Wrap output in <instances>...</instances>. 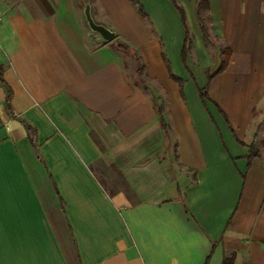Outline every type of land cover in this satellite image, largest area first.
<instances>
[{"label":"crops","instance_id":"0c3cea01","mask_svg":"<svg viewBox=\"0 0 264 264\" xmlns=\"http://www.w3.org/2000/svg\"><path fill=\"white\" fill-rule=\"evenodd\" d=\"M207 4L0 0V264H264V0Z\"/></svg>","mask_w":264,"mask_h":264},{"label":"trees","instance_id":"16d2710c","mask_svg":"<svg viewBox=\"0 0 264 264\" xmlns=\"http://www.w3.org/2000/svg\"><path fill=\"white\" fill-rule=\"evenodd\" d=\"M131 1L134 3L135 0H131ZM207 9H208L207 0H197V17H198V20H199V24H200L201 31L203 33V38H204L205 42H208L209 36H208L207 28L204 25L203 19L201 17V14H202V11H205ZM177 10L179 11V14L181 15V19L184 22V16H183L182 10L180 8H177ZM190 46H191L190 38H189V36L187 34L186 35V39H185V44H184V47H183V51H182L183 62L185 60L186 54L188 53V51L190 49ZM222 53H223V60L221 61L220 66L217 69V71L214 72V75H217V74L221 73L226 68V66L228 65L230 52H229L228 49H223ZM137 71L138 72L141 71V65L140 64L137 67ZM211 77L212 76H210V75L207 76L208 82L210 81ZM28 130H29V128H28ZM249 148H250V151H249V154L247 156L248 160H251L254 157H258L259 153H258V150L255 148V146L254 145H250ZM233 262H234V254L230 253V254H228L227 256H225L223 258L221 264H233Z\"/></svg>","mask_w":264,"mask_h":264},{"label":"water","instance_id":"95a60500","mask_svg":"<svg viewBox=\"0 0 264 264\" xmlns=\"http://www.w3.org/2000/svg\"><path fill=\"white\" fill-rule=\"evenodd\" d=\"M85 17H86V21H87L89 28L93 32L99 34V36L102 38V40L109 41L110 39L113 38L114 34L112 32H110L109 30H107L105 27H103L101 25L95 24V22L93 21V19L90 16L89 7H86Z\"/></svg>","mask_w":264,"mask_h":264},{"label":"rangeland","instance_id":"374dc122","mask_svg":"<svg viewBox=\"0 0 264 264\" xmlns=\"http://www.w3.org/2000/svg\"><path fill=\"white\" fill-rule=\"evenodd\" d=\"M214 45H215V44H214ZM220 47H221V45H220ZM220 47H219V48H220ZM217 48H218V46H216V47H215L213 50H211V51H216ZM214 53L217 54V51L214 52ZM216 54H215V56H216ZM215 56H214V54H213V58H212V61H213V63H214V65H213V69L216 68V67L218 66V60H217V58L215 59ZM135 62H136V61H135ZM137 62H139V61L137 60ZM139 63H141V62H139ZM136 66H138L137 63H136Z\"/></svg>","mask_w":264,"mask_h":264},{"label":"built area","instance_id":"2783aa9c","mask_svg":"<svg viewBox=\"0 0 264 264\" xmlns=\"http://www.w3.org/2000/svg\"><path fill=\"white\" fill-rule=\"evenodd\" d=\"M1 17H2V14H1V12H0V21H1Z\"/></svg>","mask_w":264,"mask_h":264}]
</instances>
